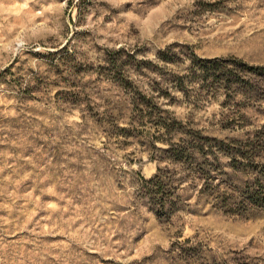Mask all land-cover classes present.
<instances>
[{"label":"rangeland","instance_id":"374dc122","mask_svg":"<svg viewBox=\"0 0 264 264\" xmlns=\"http://www.w3.org/2000/svg\"><path fill=\"white\" fill-rule=\"evenodd\" d=\"M171 43L179 65L155 57ZM119 48L155 66L129 68L143 92L160 74L183 73L190 52L264 63V0H0V264H264L263 210L195 207V193L179 190L193 194L189 209L165 221L138 197L140 176L156 169L153 129L113 135L130 116L103 68ZM171 94L175 103L157 101L179 120L241 137L211 129L221 98L187 105ZM223 173L216 181L229 193L249 179Z\"/></svg>","mask_w":264,"mask_h":264},{"label":"trees","instance_id":"16d2710c","mask_svg":"<svg viewBox=\"0 0 264 264\" xmlns=\"http://www.w3.org/2000/svg\"><path fill=\"white\" fill-rule=\"evenodd\" d=\"M178 46L171 43L158 50L156 59L179 65L183 58L175 51ZM62 50L48 55L53 57ZM186 57L188 64L183 73L160 74L161 81L153 79L149 92H143L130 78L129 68L138 69L137 73L143 68L152 72L153 63L134 59L123 48L107 50L103 67L106 77L124 90L130 114L129 126L116 125L113 135L136 136L131 129L134 124L153 129L147 132L148 158L156 163V169L147 178L140 176L138 197L165 221L189 209L187 200L193 194L183 197L179 190L195 193V207L209 204L233 215H244L249 209L264 211V147L260 144L264 141V123L254 126L257 117L264 116V63H250L235 56L202 58L193 52ZM173 91L181 92L187 105L221 98L220 118L211 123V129L237 131L241 137L218 138L207 134L206 128L196 127L191 118L179 120L157 101L166 98L175 103ZM221 156L228 158L226 164L220 161ZM225 166L249 176L231 193L221 191L216 181L225 174Z\"/></svg>","mask_w":264,"mask_h":264}]
</instances>
